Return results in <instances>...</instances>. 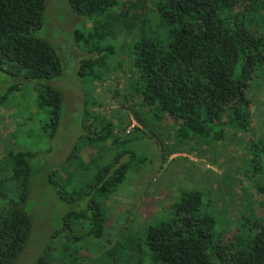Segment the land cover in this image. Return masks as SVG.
<instances>
[{
  "label": "trees",
  "instance_id": "trees-1",
  "mask_svg": "<svg viewBox=\"0 0 264 264\" xmlns=\"http://www.w3.org/2000/svg\"><path fill=\"white\" fill-rule=\"evenodd\" d=\"M67 1L85 24L73 40L87 55L79 77L91 92L79 139L91 153L86 160L75 146L46 178L63 203L86 207L62 216L34 264H264V0ZM46 5L0 0V72L34 89L45 119L36 142L53 144L64 110L53 84L65 69L39 36ZM2 135L0 264H20L34 231L27 207L38 155L8 149ZM182 154L212 157L218 170L204 188L169 191L165 208L139 225L115 212L127 185L149 184L137 176L148 155L162 169ZM73 159L80 164L69 167ZM73 221L87 233L74 234ZM87 240L98 242L88 262L80 256Z\"/></svg>",
  "mask_w": 264,
  "mask_h": 264
},
{
  "label": "rangeland",
  "instance_id": "rangeland-1",
  "mask_svg": "<svg viewBox=\"0 0 264 264\" xmlns=\"http://www.w3.org/2000/svg\"><path fill=\"white\" fill-rule=\"evenodd\" d=\"M46 1V16L39 36L49 41L57 50L65 69L62 79L53 84L64 96L62 121L53 144L49 140L36 142L39 139L38 135L41 134V121L45 119H41L40 115L37 114V110L34 109L36 100L34 89L30 84L16 83L12 77L0 72V97L9 91L6 100H0V132H3L1 141L3 145H7L8 149L17 144L16 147L22 145L21 150H30L38 155V159L34 162L33 174L30 180L27 207V212L32 215L34 220V231L20 264H34L42 255L49 238L63 223L62 216L71 212L83 211L86 207L84 203L78 205L63 203L59 200L53 188L48 185L46 178L49 169L62 165L75 146H79L80 156L86 160L89 159L91 153L89 141L79 139L83 134L85 135L81 123L84 113V99L88 100V93L91 92L90 89L84 88L79 77L80 64L87 58V55L80 51L73 40V34L76 30L85 31V24L83 23L84 20L71 10L67 0ZM105 71L106 69L102 70V72ZM113 74L118 73L113 70L107 73L110 79L114 78L115 75ZM100 82L99 91L93 94L95 99L104 95L102 90L106 87V84L110 83L109 81L105 84ZM16 84H19V87L11 89ZM108 97L104 98L107 103L109 101ZM108 104L113 105V103ZM23 124L25 125L23 126ZM12 134L18 138V141L6 137H10ZM152 150L156 151V148L153 147ZM116 152L114 150L111 155L113 156ZM184 152L188 154V152ZM237 153L239 156L241 152ZM177 157L180 158L170 166L165 165L161 169L159 168L161 162H156L148 155L147 163L144 167L141 166L140 173L137 174L138 169L136 168L132 170L130 182H134L132 180L133 174H137L138 177H142L149 184L137 180L134 185H127L118 196L114 206L115 212L125 214L126 217L130 213L129 218L132 220L134 218L139 219L137 223L139 225V223L149 220L151 216L165 208V200L170 195L169 191L173 190L178 193L181 189L204 188L203 182H208V178L211 179L210 170L213 169V172L218 170V167L212 165L211 156L208 158L204 156L202 159L194 156L197 158L194 159L192 156L188 157L182 154L173 156L171 159ZM190 161L193 163H190ZM48 163L51 165L48 166ZM78 164H80L79 161L73 159L68 166L74 167ZM134 165L136 164L134 163ZM219 174L223 175L221 172ZM221 183L224 185L225 181L221 180ZM138 192L141 194L139 197L136 195ZM223 216L220 217L223 222L222 227L226 225ZM73 222L72 227L75 225L74 234L80 236L87 233L89 229L87 224L81 225L82 222ZM86 243H88L86 246L85 242L80 243V256H84L87 261L94 254L92 246L94 244L98 245V242L97 240H87ZM71 252H74V248L71 249Z\"/></svg>",
  "mask_w": 264,
  "mask_h": 264
}]
</instances>
